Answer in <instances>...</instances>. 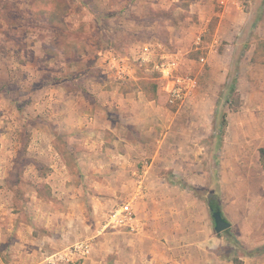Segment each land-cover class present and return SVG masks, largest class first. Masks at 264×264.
Instances as JSON below:
<instances>
[{
  "label": "rangeland",
  "instance_id": "374dc122",
  "mask_svg": "<svg viewBox=\"0 0 264 264\" xmlns=\"http://www.w3.org/2000/svg\"><path fill=\"white\" fill-rule=\"evenodd\" d=\"M263 18L264 0H0V55L31 32L48 45L27 52L35 74L0 73L4 260L264 264V101L239 102L231 89ZM222 19L247 23L241 44L215 42ZM113 56L127 76L109 84ZM166 61L197 83L177 106L158 68ZM112 85L116 97L97 92ZM212 198L228 233L215 230ZM125 203L133 227L108 224Z\"/></svg>",
  "mask_w": 264,
  "mask_h": 264
},
{
  "label": "crops",
  "instance_id": "0c3cea01",
  "mask_svg": "<svg viewBox=\"0 0 264 264\" xmlns=\"http://www.w3.org/2000/svg\"><path fill=\"white\" fill-rule=\"evenodd\" d=\"M32 4L33 2L30 4L26 3L25 6L20 5V9H23L24 11L28 10V12H30L32 10ZM30 8V10H29ZM247 14V13H246ZM100 23V22H99ZM100 27L101 23H100ZM227 27V28H225ZM247 27V23H244V20H240V21H233L232 19H222L219 22V29L216 32L215 35V42H220L223 40H228L230 42H232V44H241L242 42V31ZM225 29H230V34H225ZM255 29L257 30V32H259L258 34L255 35L254 40L255 42L252 43V46L250 48H248L246 51L244 52L247 54H249V56H245V58L242 60L245 63V66L243 67L242 72H240L239 76H237L235 79L233 78V81H235V91L237 92V94L239 95L238 100L240 102V100H242L244 98V96H247L248 94H254L257 95L259 98L261 97L262 100L264 101V18L261 19L257 24H255ZM24 37V38H23ZM32 39V41L30 42V40ZM27 40H29V43L27 42ZM6 41H10V51H2L1 55H0V61L2 62L0 65V73H2L3 75H5V77L10 78L13 76H17L20 77L23 75L24 72H26V70H28L29 72H31V74H35L36 73V61L34 60V58L36 57H31L28 56V51L36 49V45H40V49L42 50V52H44L46 54V49L48 50V45L47 42H43L42 41H36V39L33 37V33L31 32L30 35H18L17 37L14 38V40H6ZM33 43V44H30ZM27 49V51L25 53H23L22 51H25ZM10 63H14L15 65H18L15 70H12L10 67ZM126 65V64H125ZM102 73L107 76V80L108 83H114V80L117 81V77H115L112 73L111 70L109 69H105L104 71H102ZM25 76H31L30 74L25 75ZM225 78H227V76H225ZM5 83H8V80L5 81ZM244 83H247L248 85V89L246 91H244L242 89V85ZM64 82L60 83L59 89L58 90H62L64 89ZM113 87H109L110 91H108V88L106 89L107 91H104L103 89L105 87H103L101 90L97 91L101 94H108L109 97H116L117 96V91L115 90L114 85H112ZM5 93H8V91L6 90ZM62 95H64L62 93ZM64 97L62 98L63 101ZM55 104V103H52ZM106 104V103H105ZM109 109L111 108H129L131 109V107L133 106L130 103L127 102H123V103H118L115 100H111L109 102H107ZM60 105L65 108L67 103L65 101H63L62 103H60ZM122 106V107H120ZM260 106L264 107V103H262ZM57 107V105L55 106ZM37 138V136L35 137ZM96 140L92 139V144H90V146L92 148L96 147V145L94 144ZM33 143H38L37 139H33L32 141ZM32 143V145H33ZM3 149L6 154H8L7 148L3 147L0 148V150ZM37 152V151H34ZM94 154L89 153L88 154V158L87 159V163L91 166H89L88 168H93L95 167L94 163H95V156H93ZM8 157V156H7ZM78 164L79 166L82 167L83 169V165L81 162V159H85V157H83V155L78 156ZM7 158H6V163H7ZM7 187L5 186H0V205H3L5 203L8 202L9 199H11V197H9L7 195ZM6 219L5 217H1L0 215V222H2V220ZM1 248H0V264H12V263H7L3 256H1ZM30 264H34L33 262ZM35 264H45L44 261H37Z\"/></svg>",
  "mask_w": 264,
  "mask_h": 264
},
{
  "label": "built area",
  "instance_id": "2783aa9c",
  "mask_svg": "<svg viewBox=\"0 0 264 264\" xmlns=\"http://www.w3.org/2000/svg\"><path fill=\"white\" fill-rule=\"evenodd\" d=\"M201 38L199 37L198 40ZM148 47H145L146 51ZM145 59V57H144ZM111 61V58L109 59ZM122 58H117L113 56L112 61L110 63V68L112 73L118 79H123L127 76V69L125 64L122 62ZM205 58H201V61H204ZM160 72L162 73L164 81L170 82V84L166 85V91L168 93V102L172 106L180 105L189 91L196 88L197 83L193 76L188 74H183L176 61H166L161 65H158ZM136 222V213L133 210V206L131 203H125L120 205L117 208H114L110 213L109 223L116 226H132ZM83 244L76 247L82 249Z\"/></svg>",
  "mask_w": 264,
  "mask_h": 264
},
{
  "label": "water",
  "instance_id": "95a60500",
  "mask_svg": "<svg viewBox=\"0 0 264 264\" xmlns=\"http://www.w3.org/2000/svg\"><path fill=\"white\" fill-rule=\"evenodd\" d=\"M215 230L220 233L231 227V223L223 216L221 210L212 211Z\"/></svg>",
  "mask_w": 264,
  "mask_h": 264
},
{
  "label": "trees",
  "instance_id": "16d2710c",
  "mask_svg": "<svg viewBox=\"0 0 264 264\" xmlns=\"http://www.w3.org/2000/svg\"><path fill=\"white\" fill-rule=\"evenodd\" d=\"M142 85H144V83H142ZM231 87H233L231 89L235 91V81H233V86ZM260 153H261V156H264V147L260 149ZM208 204H209L210 209H212V211L220 210V205L217 199L212 198L211 200H209ZM225 231L228 233L230 232V229H227Z\"/></svg>",
  "mask_w": 264,
  "mask_h": 264
}]
</instances>
